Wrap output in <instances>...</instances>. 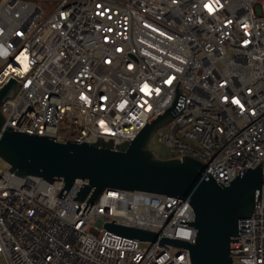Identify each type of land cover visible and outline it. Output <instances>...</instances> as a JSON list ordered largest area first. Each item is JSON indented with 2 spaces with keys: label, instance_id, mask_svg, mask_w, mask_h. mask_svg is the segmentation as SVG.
<instances>
[{
  "label": "built area",
  "instance_id": "1",
  "mask_svg": "<svg viewBox=\"0 0 264 264\" xmlns=\"http://www.w3.org/2000/svg\"><path fill=\"white\" fill-rule=\"evenodd\" d=\"M10 80L20 88L4 129L116 147L171 110L157 158H193L220 185L264 169V0H0V90ZM84 184L0 171L5 264H191L186 249L104 228L193 244L194 228L177 224L194 222L187 201L107 191L78 202ZM238 235L233 264H264V199Z\"/></svg>",
  "mask_w": 264,
  "mask_h": 264
},
{
  "label": "water",
  "instance_id": "2",
  "mask_svg": "<svg viewBox=\"0 0 264 264\" xmlns=\"http://www.w3.org/2000/svg\"><path fill=\"white\" fill-rule=\"evenodd\" d=\"M20 85L10 80L0 90V158L16 176L41 178L49 183L60 179L65 189L81 181L84 186L78 202L96 203L107 191L141 192L178 198L189 203L194 222L180 219L177 224L194 228L193 244L159 234L124 226L105 224L118 236L186 249L191 264H233L240 256V221L252 217L255 206L264 199V169L239 171L228 185L217 184L199 161L161 160L150 149L153 136L171 120V110L147 124L130 143L113 146L112 142L94 144L59 142L4 129L2 105L14 99ZM115 149V150H114Z\"/></svg>",
  "mask_w": 264,
  "mask_h": 264
},
{
  "label": "rangeland",
  "instance_id": "3",
  "mask_svg": "<svg viewBox=\"0 0 264 264\" xmlns=\"http://www.w3.org/2000/svg\"><path fill=\"white\" fill-rule=\"evenodd\" d=\"M1 1H5V0H1ZM151 150L160 158H164L167 156V153L164 151V149H162L159 145L156 144L155 137L153 138L151 143ZM7 165L8 164L0 158V171H4ZM143 247H149V244H142V248ZM0 264H5L2 258H0Z\"/></svg>",
  "mask_w": 264,
  "mask_h": 264
}]
</instances>
